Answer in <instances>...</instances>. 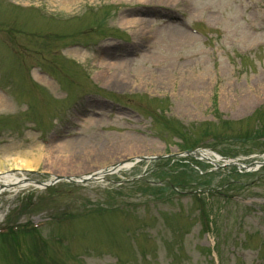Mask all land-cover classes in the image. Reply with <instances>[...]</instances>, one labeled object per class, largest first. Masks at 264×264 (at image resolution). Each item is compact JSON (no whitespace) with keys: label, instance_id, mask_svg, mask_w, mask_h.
<instances>
[{"label":"rangeland","instance_id":"1","mask_svg":"<svg viewBox=\"0 0 264 264\" xmlns=\"http://www.w3.org/2000/svg\"><path fill=\"white\" fill-rule=\"evenodd\" d=\"M20 1L33 9L0 0V163L17 162L0 185L7 172L56 182L1 189L0 226L47 223L0 232V264H264V0ZM195 14L199 33L181 27ZM24 150L40 157L25 165Z\"/></svg>","mask_w":264,"mask_h":264},{"label":"bare ground","instance_id":"2","mask_svg":"<svg viewBox=\"0 0 264 264\" xmlns=\"http://www.w3.org/2000/svg\"><path fill=\"white\" fill-rule=\"evenodd\" d=\"M63 1L64 3H68L67 0H61ZM66 7V6H65ZM120 20L123 22V23H128V24H132L134 22L133 18L131 16L129 17H126V18H120ZM77 55H79V52L76 51ZM122 63V62H120ZM119 62L116 64L117 67L118 66H124V64H120ZM111 64H114V63H111ZM110 65V64H109ZM38 79H41L42 76L38 75L37 76ZM6 105V101L4 99V97L0 94V110H4V106ZM73 140L71 141H68V142H72ZM66 142H60V143H57V144H54L53 147L55 148H62L64 146ZM26 154H30L31 155V158L30 157H22L20 158L22 161L21 163L25 164V165H31L33 163V161H35L36 159H38L40 157V154H34L30 151H25ZM9 155V154H8ZM14 155H17V156H20L21 157V154L20 153H16ZM4 161V159H2ZM13 163H17L16 161H4L2 163H0V166L2 165H9V164H13ZM131 162H123L122 164H116V167H113L111 165H109L108 167H103V168H99V169H95V170H92L90 173H87L86 175L84 176H80L81 178L83 177H87L89 176V178L91 179H98L100 180V178H102V176H104L105 174H107L108 172L110 171H115L117 170L120 166H129ZM115 164V163H114ZM112 169V170H111ZM80 177H77V179H79ZM3 182H4V186H2V189H19V188H25L27 187L28 185H31V182H28L26 181L25 179H20L18 176H16L14 173L12 172H7V174H5V176L1 177ZM1 189V188H0Z\"/></svg>","mask_w":264,"mask_h":264}]
</instances>
